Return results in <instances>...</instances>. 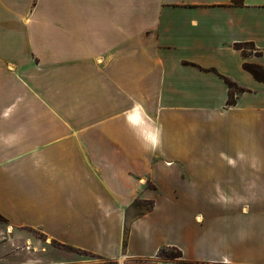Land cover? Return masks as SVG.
Segmentation results:
<instances>
[{"label":"crops","instance_id":"0c3cea01","mask_svg":"<svg viewBox=\"0 0 264 264\" xmlns=\"http://www.w3.org/2000/svg\"><path fill=\"white\" fill-rule=\"evenodd\" d=\"M0 218L86 255L40 264H264V0H0Z\"/></svg>","mask_w":264,"mask_h":264},{"label":"rangeland","instance_id":"374dc122","mask_svg":"<svg viewBox=\"0 0 264 264\" xmlns=\"http://www.w3.org/2000/svg\"><path fill=\"white\" fill-rule=\"evenodd\" d=\"M225 195L227 194H222ZM142 207L147 209L145 204ZM0 231V264L52 263L59 259L86 256L82 252L46 240L35 230L12 231L1 218Z\"/></svg>","mask_w":264,"mask_h":264},{"label":"trees","instance_id":"16d2710c","mask_svg":"<svg viewBox=\"0 0 264 264\" xmlns=\"http://www.w3.org/2000/svg\"><path fill=\"white\" fill-rule=\"evenodd\" d=\"M232 3L236 6H240L243 4L244 0H231ZM239 45H236V48H239ZM225 83L228 86V99H227V107L233 106L236 103V95L243 93L245 90L242 88H239L234 82L231 80L224 78ZM179 254V252L177 253Z\"/></svg>","mask_w":264,"mask_h":264}]
</instances>
